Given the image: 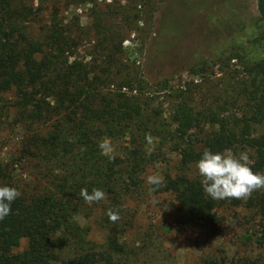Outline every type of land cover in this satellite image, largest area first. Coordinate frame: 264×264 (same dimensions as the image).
<instances>
[{"label": "rangeland", "instance_id": "rangeland-1", "mask_svg": "<svg viewBox=\"0 0 264 264\" xmlns=\"http://www.w3.org/2000/svg\"><path fill=\"white\" fill-rule=\"evenodd\" d=\"M33 4L39 6L37 1ZM46 6L44 20L32 23L33 33L40 34L53 23L68 39L62 50L56 40L53 56L61 63H82L96 93H124L143 109L141 120L127 129L126 135L104 139L114 149L110 154L124 160L136 147L133 141L138 140L147 160L136 178L125 179L127 195L118 206L123 207V221L119 227H107L101 224L102 203L81 207L72 221L86 230V242L102 245L109 237L115 238L124 249L116 264H202L204 260L264 264V214L247 206L264 188L241 199L240 205L227 199L217 210L221 223L214 228L185 224L174 196L150 191L146 182L149 175L163 180L166 174L173 177L180 172L179 157L170 140L176 129L173 112L178 103L186 102L207 118L211 112L230 122L240 119L245 102L238 93L246 67L264 57V21L257 1L49 0ZM179 8L188 20L182 24L188 42L167 55L164 37L170 30L165 20L182 17ZM14 99L11 90L2 94L1 102ZM10 112L0 129V163H16L14 176L34 192L35 187L48 185L54 172L37 159L21 158L30 130L13 119V108ZM55 121L54 117L46 121L42 130H49ZM216 128L205 120L193 134L199 141ZM263 132L264 125L256 128V133ZM241 152L248 154L250 164L251 152ZM188 169L189 176L201 178L195 165ZM27 245V239L20 240L13 253H22ZM57 255L67 257L62 250Z\"/></svg>", "mask_w": 264, "mask_h": 264}, {"label": "trees", "instance_id": "trees-1", "mask_svg": "<svg viewBox=\"0 0 264 264\" xmlns=\"http://www.w3.org/2000/svg\"><path fill=\"white\" fill-rule=\"evenodd\" d=\"M34 1L39 2L38 7H34ZM256 1L260 19L264 21V0ZM48 2L0 0V129L13 108V119L30 130L21 158L37 159L54 172L48 185L35 187L31 192L29 184H19L20 180L14 176L16 163H0V185L15 187L21 193L12 202L11 213L0 220V264H116L124 253L123 246L113 237L102 245L86 242V230L72 218L88 204L80 196V190L84 188L91 193L93 189H101L107 194L106 199L98 201L103 207L101 224L121 225L123 207L118 206L127 195L125 179L136 178L147 161L140 147L142 142L133 141L136 147L127 152L126 160L102 154L98 144L106 137L126 135L127 129L141 120L143 109L124 93H96L82 63H61L53 56L56 40L62 50L68 39L53 23L41 29L40 34H34L32 28L35 19L44 20L43 7ZM178 13H182L181 8ZM186 19L182 15L165 20L166 29L170 30L164 37L168 42L167 55L178 52L188 42L186 28L182 27L184 22L188 24ZM243 78L238 95L245 103L237 122L211 112L207 118L186 102L174 108L176 129L170 140L179 157L180 172L173 177L166 174L156 189L174 196L178 214L189 226L217 227L221 223L217 210L227 200L211 199L203 190L202 178L188 175V168L195 165L205 149L249 151L253 155L249 164L252 170L264 173V132L256 133V128L264 125V57L247 66ZM11 90L15 92L14 101L1 102L2 94ZM52 117L56 121L49 130H42ZM205 120L217 128L198 141L193 131L201 130ZM228 200L233 205L242 201ZM247 206L264 214V193L250 198ZM109 210L117 213L119 219L112 221ZM22 239H27V249L13 253ZM59 250L65 251L67 257L58 258ZM202 264L222 263L204 260Z\"/></svg>", "mask_w": 264, "mask_h": 264}, {"label": "clouds", "instance_id": "clouds-1", "mask_svg": "<svg viewBox=\"0 0 264 264\" xmlns=\"http://www.w3.org/2000/svg\"><path fill=\"white\" fill-rule=\"evenodd\" d=\"M98 148L104 155L114 151L108 140L99 143ZM195 167L197 174L202 178L203 190L213 200L247 199L253 191L264 188V173L252 170L246 152L234 153L232 149L213 152L205 149L195 162ZM146 182L150 191H155L161 184L162 177L149 175ZM20 195L15 187L0 185V220L11 213L12 202ZM80 196L86 203L92 204L106 199L107 194L101 189H93L89 193L87 189L82 188ZM108 216L112 221L119 219V215L111 210Z\"/></svg>", "mask_w": 264, "mask_h": 264}]
</instances>
